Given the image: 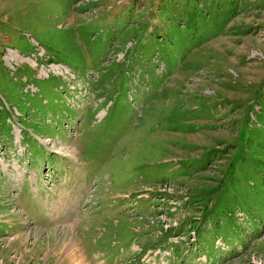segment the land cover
Instances as JSON below:
<instances>
[{
    "label": "rangeland",
    "instance_id": "374dc122",
    "mask_svg": "<svg viewBox=\"0 0 264 264\" xmlns=\"http://www.w3.org/2000/svg\"><path fill=\"white\" fill-rule=\"evenodd\" d=\"M81 254L264 264V0H0V264Z\"/></svg>",
    "mask_w": 264,
    "mask_h": 264
},
{
    "label": "bare ground",
    "instance_id": "6f19581e",
    "mask_svg": "<svg viewBox=\"0 0 264 264\" xmlns=\"http://www.w3.org/2000/svg\"><path fill=\"white\" fill-rule=\"evenodd\" d=\"M74 244V243H73ZM75 245V244H74ZM76 247V246H75ZM74 247V248H75ZM80 248V247H79ZM76 249V248H75ZM68 253V252H67ZM79 260H78V262H76L75 264H85V259H84V257H83V255L81 254L79 257ZM75 261V260H74Z\"/></svg>",
    "mask_w": 264,
    "mask_h": 264
}]
</instances>
